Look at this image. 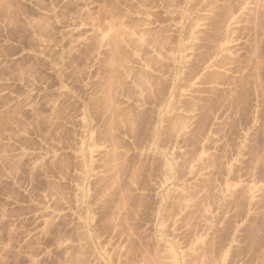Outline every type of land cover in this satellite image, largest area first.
Instances as JSON below:
<instances>
[{"label": "rangeland", "instance_id": "1", "mask_svg": "<svg viewBox=\"0 0 264 264\" xmlns=\"http://www.w3.org/2000/svg\"><path fill=\"white\" fill-rule=\"evenodd\" d=\"M0 264H264V0H0Z\"/></svg>", "mask_w": 264, "mask_h": 264}]
</instances>
